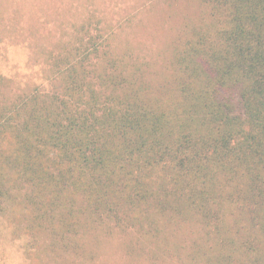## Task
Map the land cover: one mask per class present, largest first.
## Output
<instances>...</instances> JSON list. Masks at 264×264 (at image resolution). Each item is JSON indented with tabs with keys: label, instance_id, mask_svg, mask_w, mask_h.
Wrapping results in <instances>:
<instances>
[{
	"label": "trees",
	"instance_id": "trees-1",
	"mask_svg": "<svg viewBox=\"0 0 264 264\" xmlns=\"http://www.w3.org/2000/svg\"><path fill=\"white\" fill-rule=\"evenodd\" d=\"M197 2L168 72L84 24L51 92L8 100L0 77V221L32 264L94 262L108 238L139 264H264V0Z\"/></svg>",
	"mask_w": 264,
	"mask_h": 264
},
{
	"label": "rangeland",
	"instance_id": "rangeland-1",
	"mask_svg": "<svg viewBox=\"0 0 264 264\" xmlns=\"http://www.w3.org/2000/svg\"><path fill=\"white\" fill-rule=\"evenodd\" d=\"M199 10L197 0H0V77L12 81L6 96L10 100L37 86L51 92L53 57L81 37L84 24L100 50L131 56L151 73L168 72L174 47L187 36ZM95 58L91 66L100 64L101 59ZM1 91L4 95L3 85ZM14 218L7 212L0 221V264H32ZM43 237L35 250L41 251ZM98 255L86 264H139L130 262L110 238ZM42 264L84 262L57 248L55 259L44 258Z\"/></svg>",
	"mask_w": 264,
	"mask_h": 264
}]
</instances>
